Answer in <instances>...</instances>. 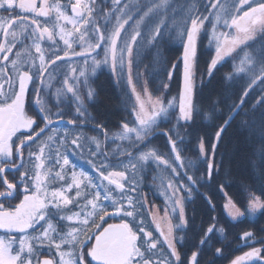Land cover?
<instances>
[{"label": "snow or ice", "instance_id": "obj_1", "mask_svg": "<svg viewBox=\"0 0 264 264\" xmlns=\"http://www.w3.org/2000/svg\"><path fill=\"white\" fill-rule=\"evenodd\" d=\"M0 13H8L0 15V264H200L197 251L190 257L178 251L184 237L176 233L187 227L185 204L193 191L220 174V146L234 123L248 138L258 137L259 147L250 161L254 184L243 185L247 206L238 208L221 183L225 211L234 221L264 217V0H0ZM205 39L215 54L201 71ZM172 40L181 50L170 60L161 49ZM237 49L244 59L228 79L239 87L212 102L226 117L199 137L198 156L186 164L181 153L187 129L202 115L195 97ZM146 50H155L159 59L141 71ZM105 68L132 117L119 137L131 142L119 152L84 132L92 125L105 142L117 139L86 103L96 95L92 77ZM146 76L159 79L160 95L149 91ZM174 80L176 95L166 96ZM52 89L64 99L46 107ZM156 134L166 137L174 159L155 148L137 159L134 150ZM86 152L99 180L70 159ZM149 161L171 173L161 191L163 216L147 208L137 180ZM197 165L205 171L189 174L199 171ZM205 199L215 211L212 198ZM149 215L159 237L149 230ZM212 219L200 245H210L214 231L224 234ZM240 240L250 250L231 264H264V237L262 247L252 246L251 231Z\"/></svg>", "mask_w": 264, "mask_h": 264}, {"label": "trees", "instance_id": "obj_2", "mask_svg": "<svg viewBox=\"0 0 264 264\" xmlns=\"http://www.w3.org/2000/svg\"><path fill=\"white\" fill-rule=\"evenodd\" d=\"M204 47L205 54L207 55L201 62V71L205 70L206 62L209 61L211 56L215 53L214 48L209 49L207 39L204 40ZM180 50V44L177 40H172L164 44L161 49L163 56L170 60L179 55ZM233 57H236V59L233 60ZM141 59L143 62L141 71H143L145 65L152 67L159 57L155 50H146L142 53ZM242 59H244V53L238 50L232 57L219 64L214 79H212L211 83H207L206 81L207 86L195 97V100L199 101L202 115L197 116L195 122L187 129L190 135L189 139L185 141L184 151L181 153L182 159L186 164L190 161H195L198 156L197 141L199 137L204 136L206 133L213 132L214 129L223 122V118L226 117V112L222 116L219 112L214 110L212 102L216 99L225 100L226 94L237 91L239 83L233 85V81L228 79V74L235 71ZM156 67L158 68V64ZM239 75L237 79H239ZM146 78L148 77L146 76ZM148 79L149 91L153 92L154 95H160L159 92L155 91L159 85V79ZM93 84L96 95L94 103L89 105V112H91L96 122L104 125L109 137H116L117 139L115 143L105 142L103 134L99 133V130L95 129L92 125L85 126L84 132L100 136V140L102 141L101 146L106 148L109 152H119L126 149L131 141L119 139L118 134L123 122L132 119L126 98L123 96L121 90L114 84L112 76L106 69L99 70L95 74V77H93ZM170 89V93H165V95L169 97L176 95L177 85L175 80L171 83ZM225 102L230 103L231 101L227 100ZM203 113L207 114V118L204 117ZM57 127L62 128L63 125ZM258 147V137L253 136L248 138L247 133L240 131L235 123L228 129L227 134L223 137V143L220 146V153L223 154L222 162L221 157H217V162H221L220 174L215 176L211 185L200 186L199 191L194 190L191 200L185 204V218L188 224L183 233H176L177 236L183 235L184 237L183 243L177 244V249L181 252L182 256L187 255L190 257L193 251H197L200 264H231V261L234 260L236 256L243 255L244 252L250 249L249 247H240L243 243L240 237L245 231L253 232L256 237V242L252 246L262 247L259 241L264 237V217L257 216L237 219L235 221L231 220L223 208L224 201L227 197L219 191V186L223 183L225 185L224 191L227 192L228 197L232 198L238 208L243 210L247 206L246 193L244 192L243 185L254 184L251 178L252 169L250 161L256 158L254 153ZM148 148H151V150L155 148L157 151L166 153L170 158L174 159V156L170 153V147L167 145L166 137L163 135L156 134L152 136L149 141L140 144L139 148L134 150V155L137 157L140 152L148 151ZM70 157L77 163L78 169H84V171L88 170L87 166L90 157L87 152L80 158L77 156ZM91 159H93L97 165L99 164L98 158ZM118 159H124V157H118ZM112 162L115 163L116 161ZM196 167L199 171L193 169L189 174L195 173V175L198 176L200 172L205 171V166L203 165H197ZM110 170L115 171L120 169L113 168ZM155 170H158L155 164L147 162L144 168L137 174V180L139 181V186L147 201L164 205V201L153 187L154 182H151L153 180V174L157 172ZM159 170L164 169L161 166ZM164 172L167 173L168 176L171 175L170 170H164ZM226 172L227 176L225 175ZM159 173L160 171L154 175V181L156 182L161 180ZM184 182L186 184L188 183L186 177H184ZM105 183L107 182L105 181ZM205 194L212 198L216 206L215 211L210 208L205 199ZM256 194L259 195V191H256ZM213 216L216 217L215 223L217 228H224V234L221 236L218 232L214 231L211 234V244L205 243L204 245H200V240L204 237L205 231L214 222L212 219ZM146 220L149 223V230L153 231V235L156 236L150 221V216H147ZM173 222H176V218H173ZM216 248L221 249L220 254L216 253ZM165 250H167L166 247Z\"/></svg>", "mask_w": 264, "mask_h": 264}, {"label": "rangeland", "instance_id": "obj_3", "mask_svg": "<svg viewBox=\"0 0 264 264\" xmlns=\"http://www.w3.org/2000/svg\"><path fill=\"white\" fill-rule=\"evenodd\" d=\"M69 15H71V14H69ZM68 27H71L70 25L68 26ZM62 43V42H61ZM77 50H79V49H77ZM239 49H237V51H238ZM34 51V50H33ZM215 54V53H214ZM235 53H233L232 54V56L234 55ZM214 56V55H213ZM232 56H226L225 58H224V60L222 61V62H224L225 60H227L228 58H230V57H232ZM221 62V63H222ZM57 63H59V62H57ZM106 69V68H105ZM100 69H98L97 70V72L99 71ZM106 70H108V69H106ZM96 72V73H97ZM109 72V71H108ZM93 77H95V75L93 76ZM93 77H92V80H93ZM58 87V86H57ZM92 87H93V89H94V84H92ZM137 90L139 91V92H141V94H143V88H142V85H141V83H139V82H137ZM82 95H84L85 94V92L84 91H82V93H81ZM64 99V96H63V93H60L59 95L56 93V89H52L51 90V94H50V96H46L45 97V101H46V104H45V106L46 107H50V106H52L53 104H57V103H60V101L61 100H63ZM95 100V99H94ZM94 100L93 101H87L86 100V103H87V105H88V108H89V105H91L92 103H94ZM49 101H50V103H49ZM59 126H61V125H59ZM122 131H123V129H122V126H121V128H120V130H119V137H120V135H121V133H122ZM46 134H47V130H46ZM46 134H42V136H44L45 138H46ZM86 134V136L87 137H89V138H91V137H93V136H95V135H93V133H89V132H87V133H85ZM98 139H100V136H96ZM89 143L91 144V146L94 148L95 147V144H92L91 143V140L89 139ZM148 151H151V148H148ZM148 151H146V152H148ZM140 154H141V152L139 153V155L136 157L137 159H139V156H140ZM70 159H71V157H70ZM78 159V158H77ZM72 161L74 160L73 158L71 159ZM149 162H151V161H149ZM76 163V162H75ZM152 163V162H151ZM76 165H77V163H76ZM163 167V166H162ZM78 168V167H77ZM87 168H88V172L87 171H85V172H87V173H89L94 179H96V180H99V173L93 168V166H92V164H90V163H88V166H87ZM81 170H84V169H81ZM155 171H157V172H159L160 171V173H159V176H160V181L159 182H156V181H154V175H155V173H157V172H155L154 174H153V180L151 181V182H154V189H155V191L158 193V195L162 198V200L164 201V197L161 195V191H162V186L163 185H166L167 184V181H168V175H167V173H165L164 172V170H159V168H158V170H155ZM107 182V181H106ZM153 185V184H152ZM72 194H74V190H73V193H70V195H72ZM148 202V205H147V208L150 210V211H152V212H158V215L159 216H163L164 215V205H159V204H156V203H154V202H152V201H147ZM226 203H228V200H227V198L225 199V201H224V204H223V208H224V211H225V207H224V205L226 204ZM153 205H155V207H153ZM226 212V211H225ZM226 214H227V212H226ZM228 215V214H227ZM150 216V215H149ZM229 216V215H228ZM230 217V216H229ZM230 219H231V217H230ZM232 220V219H231ZM150 221H152V217L150 216ZM234 221V220H233ZM152 224V223H151ZM152 226H153V229H154V231H155V225L154 224H152ZM155 233H156V236H154V237H159V233L158 232H156L155 231ZM165 247L167 248V246L165 245ZM250 250V249H249ZM248 250V251H249Z\"/></svg>", "mask_w": 264, "mask_h": 264}, {"label": "flooded vegetation", "instance_id": "obj_4", "mask_svg": "<svg viewBox=\"0 0 264 264\" xmlns=\"http://www.w3.org/2000/svg\"><path fill=\"white\" fill-rule=\"evenodd\" d=\"M17 2H18V0H17ZM73 2H74V0H73ZM61 3H67V0H61ZM67 11H68V14H71V9H70V7L67 9ZM0 15L7 16L8 13H0ZM13 51L15 52L16 49H14ZM10 55H11V54H10ZM37 110H38V109H37ZM32 114H33L32 112H29V115H32ZM14 139H15V137H14Z\"/></svg>", "mask_w": 264, "mask_h": 264}, {"label": "water", "instance_id": "obj_5", "mask_svg": "<svg viewBox=\"0 0 264 264\" xmlns=\"http://www.w3.org/2000/svg\"><path fill=\"white\" fill-rule=\"evenodd\" d=\"M58 126V125H57Z\"/></svg>", "mask_w": 264, "mask_h": 264}]
</instances>
